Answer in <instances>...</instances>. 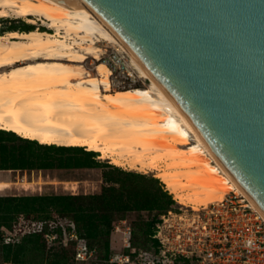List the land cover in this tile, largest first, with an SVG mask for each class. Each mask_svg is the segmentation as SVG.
I'll list each match as a JSON object with an SVG mask.
<instances>
[{"label": "bare ground", "instance_id": "bare-ground-1", "mask_svg": "<svg viewBox=\"0 0 264 264\" xmlns=\"http://www.w3.org/2000/svg\"><path fill=\"white\" fill-rule=\"evenodd\" d=\"M12 16L32 23L30 16H39L50 27L118 43L149 83L112 89L111 72L93 43L73 49L39 29L0 34V129L40 144L84 147L111 164L153 172L179 204L194 209L230 193L245 197L138 59L94 13L52 0H0V17ZM91 54L97 57L96 73L82 65Z\"/></svg>", "mask_w": 264, "mask_h": 264}, {"label": "water", "instance_id": "water-1", "mask_svg": "<svg viewBox=\"0 0 264 264\" xmlns=\"http://www.w3.org/2000/svg\"><path fill=\"white\" fill-rule=\"evenodd\" d=\"M94 13L264 217V0H52Z\"/></svg>", "mask_w": 264, "mask_h": 264}, {"label": "built area", "instance_id": "built-area-1", "mask_svg": "<svg viewBox=\"0 0 264 264\" xmlns=\"http://www.w3.org/2000/svg\"><path fill=\"white\" fill-rule=\"evenodd\" d=\"M40 22L46 27V31L63 39L73 49L81 50L90 43L100 46L98 57L111 72V87L126 89L141 86L139 81L144 78L134 67L131 55L118 43L98 42L96 34L85 38L81 32L50 27L41 18ZM90 56L97 60L96 55ZM145 84L142 81V85ZM180 209L183 210V217L176 210L170 209L159 218L151 236L154 246L152 254L138 252L131 241V229L126 227L124 251L115 254L111 263L264 264V217L245 197L230 193L223 200L199 209L185 205ZM177 216L183 221L177 222L174 219ZM68 235L70 239L77 241L74 259L77 262L91 259L93 252L87 240L80 237L74 229ZM56 238L55 233L45 234L48 246ZM15 242L12 231L1 227L0 245Z\"/></svg>", "mask_w": 264, "mask_h": 264}, {"label": "trees", "instance_id": "trees-1", "mask_svg": "<svg viewBox=\"0 0 264 264\" xmlns=\"http://www.w3.org/2000/svg\"><path fill=\"white\" fill-rule=\"evenodd\" d=\"M46 30V28H42ZM11 31H31L33 26L22 27L11 25ZM83 155L84 158H74ZM98 155L95 151H86L81 147H67L40 144L38 141L26 139L8 130L0 129V170H50L56 168L89 167ZM106 187L101 194H37L0 196V228H8V222L19 216H34L41 221L49 220L53 215L70 217L74 220V230L80 237L88 239L90 250L99 251V257L111 263L110 235L113 228V214L124 219L127 212L145 210L154 207L162 208L163 193L142 192L132 179L122 181L108 174L104 175ZM164 193H167L164 191ZM170 201L169 203H171ZM168 208L165 212L170 210ZM159 219L145 222L152 240L154 228ZM55 233V241H61L62 230L44 228L42 231L26 233L21 241L9 245H0V254L4 258L0 264L9 262L29 264H70L69 252L61 248H49L45 234ZM53 242V243H54ZM153 242V240H152ZM88 244V243H87ZM133 245H137L133 241ZM48 250V251H47ZM75 254V252H74ZM74 258V255H73ZM75 260V259H74ZM114 264V263H112Z\"/></svg>", "mask_w": 264, "mask_h": 264}, {"label": "rangeland", "instance_id": "rangeland-1", "mask_svg": "<svg viewBox=\"0 0 264 264\" xmlns=\"http://www.w3.org/2000/svg\"><path fill=\"white\" fill-rule=\"evenodd\" d=\"M36 17L39 16H30V19L35 20V23L30 22L29 18L25 17H0V34L11 32V30H9L11 25L19 27L29 25L33 26V29L46 31L42 29L44 26L42 25V22H40V18ZM17 31L26 32L20 30ZM96 64L97 61L93 60L89 55L82 65L88 71L96 73ZM142 81H145L146 85L149 83L145 79L140 80L139 84H141V86H138L140 88L145 86L142 85ZM112 89L118 90L113 87ZM82 148L86 151H90L84 147ZM97 153L98 155L93 157L94 161L90 162L91 166L89 167L56 168L50 170H0V196L37 195L44 193L94 195L101 194L104 191L106 187V181L104 179L105 174L120 180L119 183L116 184L117 187L121 186L122 181L132 179L134 185H136L142 192L148 193L158 190L163 193L164 195L161 200L162 208L154 207L145 210H133L127 212L124 219H120L118 215L113 214V228L110 235V256L113 257L115 254L124 251V238L126 237L124 232L126 231V227H130L131 229V241L132 244L133 241L137 242V245L134 246L138 252L141 254H143V252L152 254L154 246L148 234V230H151L152 227H147L145 222H152L155 219L161 218L162 214H164L168 208L176 210L179 215L181 214L183 217V210L180 209V207L183 208V205L179 204V202H177L178 200L175 201V195L167 189L165 184L160 179L155 177L153 172L145 174L138 170L111 164L109 159H101L99 157L100 153ZM77 157L84 158L81 154L79 156H75L74 158ZM164 191L167 193H164ZM170 201L172 202L169 203ZM174 219L177 222L181 220L179 216ZM123 220L125 222H123ZM74 225L75 223L72 218L63 217L57 214L53 215L51 219L46 221H41L34 216L22 215L16 220L8 222V227L12 231L13 237L17 242L21 241L22 237L26 233L32 231H42L46 227L53 230H62L60 235L61 241H55L52 243L48 246V250L49 248H53V250L59 249L62 245L69 252L71 257L70 264H112L102 260L99 257V251L96 250H93L92 258L87 261L77 262L74 260L73 255L76 249L77 241L75 239H70L68 235V232L74 229ZM78 235L80 236L81 234L78 233ZM87 243L88 245L90 244L88 239ZM3 258L4 254L1 253L0 260ZM25 264H29V262ZM43 264H47V262H44Z\"/></svg>", "mask_w": 264, "mask_h": 264}]
</instances>
